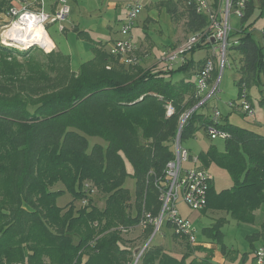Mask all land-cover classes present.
<instances>
[{"label": "trees", "instance_id": "obj_1", "mask_svg": "<svg viewBox=\"0 0 264 264\" xmlns=\"http://www.w3.org/2000/svg\"><path fill=\"white\" fill-rule=\"evenodd\" d=\"M257 1L264 5V0ZM14 4L0 0V12ZM254 5L255 0L247 1L237 36L231 40L229 34V49L241 58L239 97L243 89L264 84V46L253 37L252 23L245 22ZM160 7L175 19L183 18L190 33L208 24L192 0H162ZM77 31L81 37L89 35ZM94 42L93 57L77 72L55 47L40 62L30 55L41 50L38 46L19 50L0 45V264H134L132 239L121 229L138 225L145 212L158 214L154 179L163 178L177 134L181 142L213 123L228 136L223 151L211 146L204 162L209 159L226 169L233 185L216 192L211 182L202 210L224 211L244 222H255V212L262 210L258 235L264 246V134L228 123L221 114L215 123L196 109L181 125V116L198 102L191 76L206 59L197 61L192 55L208 46L192 48L175 68L144 67L120 63L105 43ZM140 52L148 57L150 50ZM174 72L183 77L172 80ZM168 104L173 107L170 115ZM91 137L100 141L92 143ZM126 163L136 182L134 199L123 186ZM66 191L85 205H58L57 198ZM95 194L105 200L103 208L96 206ZM226 220L215 219L204 234L219 240ZM150 225L143 229L145 239ZM174 235L186 244L180 257L147 245L135 264H220L211 253L197 257L198 242Z\"/></svg>", "mask_w": 264, "mask_h": 264}, {"label": "rangeland", "instance_id": "obj_2", "mask_svg": "<svg viewBox=\"0 0 264 264\" xmlns=\"http://www.w3.org/2000/svg\"><path fill=\"white\" fill-rule=\"evenodd\" d=\"M43 1L47 2V0ZM68 1L70 3V0ZM139 1L142 5V9L138 15V18L136 19V24L132 30L133 41L135 43H138L139 40H146V42L148 43L147 46L143 49V51L150 50L148 57H145V53H141L144 57L143 61L146 60L144 62L145 64L156 63V65L160 67H170L169 63L159 61L161 59V52L164 46L168 45V43L170 42L171 37L170 34L168 35V26L164 25L160 13L159 15H155L156 20H150L148 18V15H150L151 13V5L144 4L145 2H149V0ZM152 1L159 2L161 0ZM93 2L94 1H91V3ZM255 4L256 5H254L252 13L246 18L245 22L252 23L253 37L264 46V38L262 36V26L264 25V5H260L257 0H255ZM99 6L100 8L104 7L105 10V5H87L88 8L92 9H95ZM43 7L47 9L48 5H46L45 3ZM98 14L91 17L84 16L81 20L75 18L72 14H70V17L68 16L70 19V22L68 24L67 22L63 21L61 23H51L46 26L47 40H51L55 44V48L68 57L70 69L73 72H77L83 62L93 57V46L95 43L94 40H102V42L109 44L108 47L110 46L111 41L108 40L111 38V35L107 27H104L105 23L103 22L102 17H98ZM170 17L175 32V36H173V38L177 40L173 42L179 43V41L186 38L190 34V32L184 28L183 18L175 19L172 16ZM229 21L232 31L230 39L232 40L234 36H237L241 26V17L235 12V7L231 9ZM4 23H6L5 10L0 12V26ZM144 23L146 25H144ZM60 24L63 25L64 30L60 29ZM76 26L78 27V29L76 28ZM115 26L118 27L119 23H117V25ZM77 30L87 31L89 33L88 37L84 38L79 36ZM0 45L4 46L3 44ZM40 48L42 51H39V49H35L31 52L30 55L35 59H38L40 62L47 61L45 54L54 51V49H45L42 47ZM206 52L207 49L205 48L198 49L194 52L193 58L199 59L203 57ZM235 56L234 53H232V50L229 49L227 62H232L231 57L235 58L237 62L235 64L231 63L230 66L226 64L220 74L218 71L219 91L217 95L207 100L204 108H201L198 111L204 112L207 116L213 118V110L217 109L222 117H227L228 123L248 128L259 134H264V84L252 85L247 88L246 92L248 94V102L252 105L254 114L252 116L246 115L245 113H243L240 105L242 98L239 97L240 91L236 82L239 78L238 68L241 58L240 56L238 57V55ZM17 57L18 59H21V57ZM171 67L175 68L177 67V65H172ZM195 70H198V68ZM182 77L183 73L174 72L171 76V79L176 81ZM191 78L195 80V74H192ZM232 101H234V105L230 106V103ZM89 140L92 143L95 141H100V139L93 137L89 138ZM224 142V139L221 138H209L203 127L197 128L192 135L185 136L181 139L182 147L188 149L193 158H196L195 162L185 161L184 166L197 165L205 168L211 177L212 186L214 191L216 192H220L226 188L231 187L233 185V180L226 169L209 159L205 163L204 158L205 154L207 153L208 149L211 148V146L215 147L219 152L223 151ZM171 147H173V144H171ZM126 169L127 174L124 178L123 186L128 190L131 198L134 199L136 194V182L132 176V167L129 163H126ZM92 197L97 207L103 208L105 206V200L101 198L102 196H100L99 194H95ZM158 200L159 199L157 197V201ZM68 203L73 204L75 208H79L85 205L80 199L74 200L72 194L66 191L57 198V204L65 206ZM177 206L182 216H188L192 227L196 229V239L199 245H201V248L196 250L195 252V255L197 257H203L208 253H211L212 259L215 261V258L219 257V261L221 262V264H254L253 249L261 244V238L258 234L260 231L259 218L262 214V210L258 209L255 212L257 216L255 222H244L234 220L229 216V214H226L224 211L218 212L207 209L205 213H209V215H204L200 210H193L189 208L181 200L178 201ZM217 217H224L225 219H227L220 228L222 235L219 240L212 239L206 236L203 232V229L209 227L213 223V219ZM143 229L144 227L139 224L130 227L126 232L121 229L124 237L132 239V243L130 245L133 246V257L135 258L136 263V259H139L138 255L141 251V248L146 243L148 247L161 246L168 253H173L175 255H178V257H180L181 254L186 250L184 239L176 237L174 235L173 228L170 227L166 220L163 221L158 231L154 232L153 227L147 239H145V237L143 236ZM193 256L188 258V260L194 258Z\"/></svg>", "mask_w": 264, "mask_h": 264}, {"label": "built area", "instance_id": "obj_3", "mask_svg": "<svg viewBox=\"0 0 264 264\" xmlns=\"http://www.w3.org/2000/svg\"><path fill=\"white\" fill-rule=\"evenodd\" d=\"M248 0H192L195 9L199 13L207 16L208 24L202 30L190 33L184 41L175 47H164L161 52V60L170 65L183 63L185 54L197 45H207V56L202 66L196 73L195 89L198 102L181 116V125L187 116L196 110L204 108L207 100L219 91V75L213 76L215 70L219 74L223 71L229 55V34L230 12L235 7V12L242 17ZM58 9L53 13L43 10V0H39V7L33 8L27 0H15V4L9 7L6 12V23L0 26V44L5 42L7 47L10 44L18 49L36 43V46L47 49L46 44L32 39L36 28H42L47 33L46 26L51 23H61L67 20L70 8L67 0H58ZM142 9L139 1H130L126 7L125 17L119 26L120 37L110 43L108 51L118 58L120 63L125 65L141 63L144 60L139 52L138 43L133 41V28L136 19ZM60 29L64 30L62 24ZM237 43V41H234ZM5 46V45H4ZM48 48H54L52 45ZM145 57H147L145 55ZM218 59V60H217ZM174 63V64H173ZM240 103L243 113L252 116L254 111L248 102L245 89L242 90ZM234 105V101L230 106ZM166 114L173 112L172 105L166 107ZM213 120L220 117L217 109L213 110ZM181 128V126H180ZM206 134L209 138L226 139L228 132L220 129L216 124L206 126ZM173 157L164 166L163 178L155 177L154 184L158 191L160 209L156 216L150 212H145L140 221V225L145 227L152 224L154 232L160 229L163 221L166 220L174 233L184 237L189 243H197L196 229L192 227L188 218L183 217L178 209V201L181 200L193 210H201L207 203V191L211 183V177L205 168L201 166H184L185 161H196L189 150L182 147L179 134L173 142ZM84 203L85 201L82 200ZM75 264V263H72ZM254 264H264V246H259L254 250Z\"/></svg>", "mask_w": 264, "mask_h": 264}, {"label": "crops", "instance_id": "obj_4", "mask_svg": "<svg viewBox=\"0 0 264 264\" xmlns=\"http://www.w3.org/2000/svg\"><path fill=\"white\" fill-rule=\"evenodd\" d=\"M27 1L30 3V6L33 7V8H36L37 5H39V0H27ZM91 1H94V2L91 3ZM104 1L105 0H70V3H69V1L67 0V2L69 3V8H70L69 15L72 14L75 18L81 20L84 16H88V17L90 16L91 17V16H95V15H97L99 13L98 17H102V20L105 23L104 27H107V29H108V31H109V33L111 35V38L108 41L112 42V41H114L115 39H117V38H119L121 36L120 33H119L120 22L125 17L127 4L130 1H134V0H107L105 2ZM135 1H139V0H135ZM161 1H159V2L155 1L154 2L152 0H149V2H145L144 5H151L150 6V9H151L150 12L151 13H150V15H148V18L150 20H156V18H155L156 16L155 15H159V13H160V15L162 16V20H163L164 25L168 26V28H167L168 31H169L168 35L170 34L171 38H170V42L168 43V45H165L164 47H169V46L175 47V46L179 45L182 41H184L185 38L182 39L181 41H179V43L178 42L174 43L177 40H175V38H173V36H175V34H174L175 32H174L173 24L171 23V17H170L171 15L166 11V9L164 7H160V2ZM45 3H46V5H48V8L46 9V8L43 7V10L45 12H47V13H53V12H55L58 9V6H59L58 0H47V2L43 1V6H44ZM87 5H105L106 7H105V10H104V7L100 8V6L95 8V9H92V8H88ZM69 17L67 18V20H65V22H67V24L70 22ZM147 21H148V19H147ZM117 23H119L118 27L115 26V25H117ZM144 25H146V24L144 23ZM76 28L78 29L77 26H76ZM48 41L52 42L51 40H48ZM94 41H101L102 42V40H94ZM102 43H104V42H102ZM147 44L148 43L146 42V40H144V41L139 40V42H138V46L140 47L141 50H143L144 47L147 46ZM53 45L55 47L54 43H53ZM108 45L109 44L105 43V49L107 51H108V48H109ZM207 54H208V52H206L203 57H201L199 59H195V60L198 61V60L204 59L207 56ZM145 61H142L141 65L145 64L144 63ZM151 65H154V64L153 63H148V64H145L143 66L144 67H148V66H151ZM155 65H156V63H155ZM195 76H196V74H195ZM263 114H264V112H263ZM200 211H202V213L204 215H206V214L209 215V213H205L206 210H202L201 209ZM218 212H221V211H218ZM186 218H188V216H186ZM217 218H214L213 222ZM261 244H262V240H261ZM261 244H259V246ZM259 246H256L253 250H255ZM215 259H216L215 261L213 259H212V261L221 264V262L219 261L220 260L219 257H217Z\"/></svg>", "mask_w": 264, "mask_h": 264}, {"label": "bare ground", "instance_id": "obj_5", "mask_svg": "<svg viewBox=\"0 0 264 264\" xmlns=\"http://www.w3.org/2000/svg\"><path fill=\"white\" fill-rule=\"evenodd\" d=\"M31 33L33 34L32 39L34 41H39L41 43H44V44H46V47L49 45V41L46 38L47 33L44 31V29L36 28L34 31H31Z\"/></svg>", "mask_w": 264, "mask_h": 264}, {"label": "water", "instance_id": "obj_6", "mask_svg": "<svg viewBox=\"0 0 264 264\" xmlns=\"http://www.w3.org/2000/svg\"><path fill=\"white\" fill-rule=\"evenodd\" d=\"M1 44L7 46V44H6L5 42H1ZM33 46H36V43H35V42H32L31 44L22 47V49H24V50H25V49H29V48H31V47H33ZM9 47H11V48H16V47H15L14 45H12V44H10ZM146 245H147V243L143 246V248H144ZM141 252H142V250L140 251L139 255L141 254ZM139 255H138V257H139ZM136 260H137V259H136ZM135 263H136V261L134 262V264H135Z\"/></svg>", "mask_w": 264, "mask_h": 264}]
</instances>
